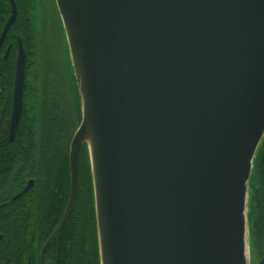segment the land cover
<instances>
[{
	"label": "water",
	"instance_id": "obj_1",
	"mask_svg": "<svg viewBox=\"0 0 264 264\" xmlns=\"http://www.w3.org/2000/svg\"><path fill=\"white\" fill-rule=\"evenodd\" d=\"M55 3L80 115L65 217L86 145L100 264H251L250 179L264 139V0ZM14 19L15 12L0 44ZM24 66L21 54L11 136Z\"/></svg>",
	"mask_w": 264,
	"mask_h": 264
},
{
	"label": "flooded vegetation",
	"instance_id": "obj_2",
	"mask_svg": "<svg viewBox=\"0 0 264 264\" xmlns=\"http://www.w3.org/2000/svg\"><path fill=\"white\" fill-rule=\"evenodd\" d=\"M14 12L0 44V151L13 153L0 159V264H93V232L81 212L85 178L80 163L77 198L65 217L72 188L70 159L69 176H52L51 161L42 154L38 160L23 162L17 152L21 127H35V119L40 122L42 148L47 144L41 124L49 113L66 119L68 132L75 126V84L63 25L56 3L0 0V38ZM21 54L25 56L22 110L11 136ZM36 172L40 175L33 176Z\"/></svg>",
	"mask_w": 264,
	"mask_h": 264
},
{
	"label": "trees",
	"instance_id": "obj_3",
	"mask_svg": "<svg viewBox=\"0 0 264 264\" xmlns=\"http://www.w3.org/2000/svg\"><path fill=\"white\" fill-rule=\"evenodd\" d=\"M6 79L9 74L5 75ZM79 112V111H78ZM45 123L41 124L44 129L41 134L47 146L42 148L40 145V122L35 119L36 126H22L18 141V155L23 162L31 159L38 160L42 155L45 160H50L52 176H69V149L70 142L75 132L80 115L76 118V125L71 132H68L67 120L55 117L52 112ZM38 129V130H36ZM41 135V136H42ZM43 141V142H44ZM41 148V152L39 150ZM13 154L7 150L0 151V159L7 160L8 155ZM42 154V155H41ZM79 163L81 165V176H84V192L82 195V210L84 216L90 221L93 237L94 255L93 264H100L99 244L95 216L94 190L90 159L87 146L84 145L80 152ZM7 169V168H6ZM11 169V168H10ZM9 172L6 173L8 176ZM40 175L36 172L33 176ZM42 175V174H41ZM248 221H249V241L251 259L257 258V264H264V139L257 151L253 173L250 179L249 200H248Z\"/></svg>",
	"mask_w": 264,
	"mask_h": 264
},
{
	"label": "rangeland",
	"instance_id": "obj_4",
	"mask_svg": "<svg viewBox=\"0 0 264 264\" xmlns=\"http://www.w3.org/2000/svg\"><path fill=\"white\" fill-rule=\"evenodd\" d=\"M46 3H55V0H46ZM56 9L58 10V8H57V5H56ZM57 16H58V20L60 21V24L62 23V20H61V17H60V14H59V11H58V14H57ZM64 39H65V43H66V36H65V34H64ZM39 76H38V74L36 73V75H34L32 78H31V80H33L34 82H36V80H37V78H38ZM65 79H68L69 80V76H68V73H65ZM74 98H76V95H74ZM35 101V98H34V100H33V102ZM72 104H73V107L75 108V102L74 101H72ZM75 125H76V118H75ZM257 258H253V259H251V264H257V260H256Z\"/></svg>",
	"mask_w": 264,
	"mask_h": 264
}]
</instances>
